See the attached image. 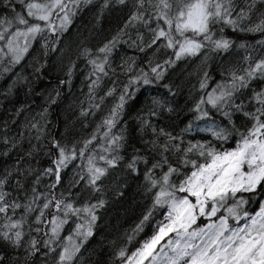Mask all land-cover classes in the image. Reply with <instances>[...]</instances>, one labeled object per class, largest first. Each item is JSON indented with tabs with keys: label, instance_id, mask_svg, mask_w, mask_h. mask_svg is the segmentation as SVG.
<instances>
[{
	"label": "snow or ice",
	"instance_id": "6c2138e0",
	"mask_svg": "<svg viewBox=\"0 0 264 264\" xmlns=\"http://www.w3.org/2000/svg\"><path fill=\"white\" fill-rule=\"evenodd\" d=\"M0 9L3 96L43 99L0 130V264H84L109 195H124L131 178L148 203L126 244L162 218L131 253L113 241V264H264V0H0ZM86 9L89 30L73 33ZM114 10L122 19L103 35ZM181 61L196 68L177 80ZM49 72L56 82L41 92ZM77 74L75 119L61 123L55 111ZM142 91L133 127L125 114ZM181 113L190 116L176 131Z\"/></svg>",
	"mask_w": 264,
	"mask_h": 264
},
{
	"label": "trees",
	"instance_id": "16d2710c",
	"mask_svg": "<svg viewBox=\"0 0 264 264\" xmlns=\"http://www.w3.org/2000/svg\"><path fill=\"white\" fill-rule=\"evenodd\" d=\"M98 2V0H97ZM2 11V9H0ZM95 12L92 9H86L81 11L75 18V24L71 30L75 33L76 29H79L81 33L87 32L89 26L92 22V17ZM123 14L118 10H114L110 15H106L104 21L102 22L101 29L103 35H107L109 29H114L115 26L122 19ZM232 39H240V34L227 33ZM102 38V36L100 37ZM249 43H254V37H248ZM127 55H133L131 50L124 49ZM183 64V68L179 73H177L176 79H184L188 72H192L196 68V63L188 62ZM210 71L215 78L219 77L218 67L221 65V59L216 58L211 61ZM179 67V65H178ZM27 71H31L28 69ZM57 75L55 72H49L48 76L42 81L37 83V87L41 92L46 88L50 87L51 84H55ZM189 79L195 82V75ZM83 76L77 74L73 80L72 96H67L64 101L56 108L55 115L62 123L65 118L75 119L71 110H68L67 106L72 102L73 96L80 95V89L83 87ZM10 83L6 79H0V130L5 126L6 121H10L13 118V113L21 105L31 104L34 109L38 110V106L43 103V99L40 95H28L26 96L23 90H20L18 94L14 97L5 98L3 92L6 91V85ZM164 93L163 88L156 89L154 92ZM188 99L187 87H185L180 95L176 98V104L179 108H183L185 101ZM147 100V95L142 91L137 94V98L129 102L128 110L126 112V123L135 126V116L136 113L143 107ZM178 108V111H179ZM190 114L181 113L179 117H173L172 120L175 121L173 127L176 131L182 128L186 121L189 119ZM163 124H169L170 121H161ZM85 132L90 131L89 129L84 130ZM206 136L205 133L197 134L196 138ZM234 146V141H230L225 147ZM14 160L15 157H12ZM10 162V161H9ZM5 160L0 158V168L5 166ZM49 163L46 157L42 158L41 164L47 165ZM70 175V173H69ZM142 181L131 178L128 180V185L122 189L124 195L114 196L109 195L108 205L103 211L102 218L97 224L96 234L89 240V243L85 245L88 248L87 252H84V264H113V251L115 245L126 246L129 253L135 251L136 248L140 247L144 240L149 239L156 227V223L162 218L160 213H154V221L144 228L142 232L136 235L130 243L126 244L125 234H131L132 230L135 228L136 224L139 222L142 212L145 210V205L148 203L147 196L143 193L141 188Z\"/></svg>",
	"mask_w": 264,
	"mask_h": 264
},
{
	"label": "rangeland",
	"instance_id": "374dc122",
	"mask_svg": "<svg viewBox=\"0 0 264 264\" xmlns=\"http://www.w3.org/2000/svg\"><path fill=\"white\" fill-rule=\"evenodd\" d=\"M146 262V261H145Z\"/></svg>",
	"mask_w": 264,
	"mask_h": 264
}]
</instances>
